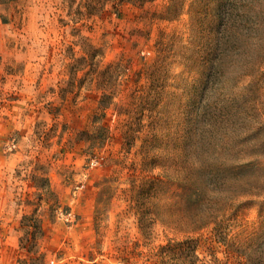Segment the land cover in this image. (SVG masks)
Returning a JSON list of instances; mask_svg holds the SVG:
<instances>
[{"label": "rangeland", "instance_id": "rangeland-1", "mask_svg": "<svg viewBox=\"0 0 264 264\" xmlns=\"http://www.w3.org/2000/svg\"><path fill=\"white\" fill-rule=\"evenodd\" d=\"M0 264H264V0H0Z\"/></svg>", "mask_w": 264, "mask_h": 264}]
</instances>
